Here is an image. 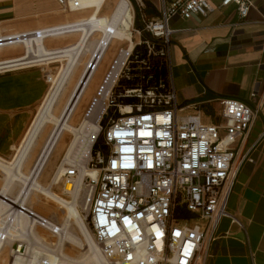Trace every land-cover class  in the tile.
Wrapping results in <instances>:
<instances>
[{"label":"built area","instance_id":"obj_1","mask_svg":"<svg viewBox=\"0 0 264 264\" xmlns=\"http://www.w3.org/2000/svg\"><path fill=\"white\" fill-rule=\"evenodd\" d=\"M56 2L66 11L90 6V0ZM161 3L159 17L142 29L133 25L128 29L130 40L117 50L90 97L71 149L78 160L62 164L63 156L58 165L64 168L66 183L72 184L80 170L86 172L82 176L85 222L104 264H206L222 219L244 229L242 221L228 211V201L240 168L252 162L251 152L264 142L263 130L248 146L254 111L239 100L220 101V125L204 122L198 113L181 115L173 85L157 74L162 64H154L153 59L169 61L174 18L206 16L213 9L210 0ZM219 3L235 6L239 19L247 18L254 6V0ZM47 33L38 31L36 36ZM110 44L98 41L86 66L89 74L98 70ZM126 106L129 112L123 111ZM7 202L10 208L0 218V255L6 260L1 264H27V242L6 244L14 219L25 215L35 222L36 231L46 230L52 236H58V230L48 228L51 220L33 208ZM42 261L39 257L36 264Z\"/></svg>","mask_w":264,"mask_h":264},{"label":"crops","instance_id":"obj_2","mask_svg":"<svg viewBox=\"0 0 264 264\" xmlns=\"http://www.w3.org/2000/svg\"><path fill=\"white\" fill-rule=\"evenodd\" d=\"M210 3L213 10L206 16L171 21L169 61L153 63L162 64L157 74L170 79L182 116L198 113L204 122L220 125L221 100L249 106L254 117L247 139L253 146L264 130V0H254L245 19H239L235 6ZM108 7L102 4L97 15L107 14ZM92 13V8L63 10L56 0H0V70L9 68L0 72V159L14 149L12 160L23 144L41 107L32 120L33 109L48 96L46 76L66 66L56 57L79 42L81 27L89 32L85 21ZM42 30L49 33L37 37ZM99 35L90 33L89 51ZM120 47L110 44L100 79ZM138 49L145 53L144 47ZM27 61L37 63L25 66ZM251 159L240 168L228 201V211L244 229L222 219L206 264H264V142L254 147Z\"/></svg>","mask_w":264,"mask_h":264},{"label":"rangeland","instance_id":"obj_3","mask_svg":"<svg viewBox=\"0 0 264 264\" xmlns=\"http://www.w3.org/2000/svg\"><path fill=\"white\" fill-rule=\"evenodd\" d=\"M119 1L120 0H105L103 6L107 4L109 6L108 7L109 12L107 14H103V16L101 15L99 16L101 18L103 17L109 18L113 14L117 6V3L118 4L120 3ZM129 2L133 9L132 25L135 29H142L145 23L159 17L160 15V10L162 5L161 0H129ZM99 34L101 36L99 35L100 38L97 39L95 44L96 46L98 44V41L103 36L101 33ZM83 36L84 34L82 32L81 37ZM89 36L90 34L87 36L85 40L86 42H84V44L82 43V48H81L82 50L80 49L81 50L80 54H78L77 52L74 54L72 53L64 54V57L60 59H65V61L67 62L66 66L62 67L60 70L58 69H55V71L51 70L48 73V75L52 77L51 83L48 84L50 88L52 86V82L54 80H58V84L56 86L57 88L54 91L56 92V96L54 97V101L50 106V112L43 117L39 128H36L34 130L35 134H33L30 142H27L24 145L23 152L20 154L21 157L15 164L16 167L20 166L22 173H24L26 176H29L33 173L35 164H37V162L39 161L40 156L46 149V146L48 145L54 131L56 130V127L52 125L51 116L53 115L55 118L61 119L63 115V111L66 105L68 104L73 92L78 89L79 86L78 82L83 76L86 67L85 65L86 63L89 62L90 57L92 56L96 47L94 45L93 51L92 50L89 51V45H88ZM143 36L145 38L150 39V36H148L146 33ZM79 43L80 40L77 44ZM111 43L112 45L115 46V48L119 46L127 45V42L125 40H114ZM77 44L73 46H76ZM84 54L85 56L82 58ZM81 58H82V61L80 62L81 65L78 67ZM103 60L102 63L104 66L106 65V63H108L109 58H106L104 61ZM65 61L61 63V66L64 65ZM103 66H101L100 64L98 72L95 74L89 87L86 89L85 94L83 95L79 104L77 105V109L71 114L70 117L64 120L66 121L67 125L72 126L74 129H76V126L79 124L83 112L85 110V107L90 97L93 95L95 88L97 87V84L100 79L99 75L102 74L100 72V68ZM165 75L168 76L167 73ZM75 82H77V84L75 87H73ZM42 103L43 101H41L33 109L32 120L37 114ZM73 135L75 137V133L72 132L70 133L69 131L66 130H63L58 133L57 137H55L54 142L51 145V148L53 147L52 148L53 150H51L49 154V159L47 160L46 165L37 174V181L45 190H51L55 192L57 195H59L61 198L65 199L69 203H74L78 201L80 205L79 210L84 220L85 227L92 235L85 222V208L84 209L82 208L84 205V201H82L84 197L83 191H81L80 189L77 195H74L73 197L65 193L64 191L65 187L62 185V183H59L58 185H54V180H53L54 174L57 171L61 159L63 158V156H65L68 147L71 145L73 141ZM19 143L16 146H18ZM14 152L15 151L13 149L11 155L3 159L6 161L11 160ZM13 159L11 160V162L13 161ZM15 172L16 169H12L11 175L8 176L5 172H2V170H0V188H5L8 191V193H10L12 198H15L16 200H18V202L26 204L27 206L33 208L34 211L50 219L52 222H56L60 226L62 232L59 237L52 236L46 230L37 229L36 231V233H38V236L40 235V237L44 239L46 244L50 245L49 249L54 250L56 246L55 251L58 254H61V256H66L71 260L81 258L85 256V254L89 253V247L82 231L83 228L73 223H69L67 226H64L63 224V221L65 219L64 209L58 210V206L55 203H53L51 200L41 196L36 192H31L27 195L26 189H24L25 184H23V181L19 180L18 177L14 178ZM53 244H55L54 247L52 246ZM37 248L39 249V247ZM29 251L31 250L29 249ZM5 252L6 253H4V257L7 259L8 251L6 250Z\"/></svg>","mask_w":264,"mask_h":264},{"label":"bare ground","instance_id":"obj_4","mask_svg":"<svg viewBox=\"0 0 264 264\" xmlns=\"http://www.w3.org/2000/svg\"><path fill=\"white\" fill-rule=\"evenodd\" d=\"M104 1L105 0H90V2L87 3L88 5H90L87 9L92 8V10H95V13H92L91 18H88L85 21V24L90 25L89 32L87 27L84 26L81 27L80 31L83 32L84 36L81 37L80 43L77 44L76 46H71L70 48L66 49L64 52H62L60 56L56 57L57 59L64 57V54L67 53L74 54L77 52L78 54H80L82 50L81 49L82 43L84 44V42H86L85 40L90 33L92 34L101 33L103 35L101 38L103 43L107 41H110L111 43L114 40H130V34L128 33V29H130V27L133 24V9L129 0H120L119 1L120 3L117 5L115 12L109 18L106 17L101 18L97 15V12L99 11L101 5L105 3ZM110 33L112 34L110 35ZM34 41H36V44L39 45L40 42L37 39ZM96 47L93 54L96 51ZM102 60L100 64L102 63ZM98 70L92 75V73L89 74V70L86 71V67H85L83 76L78 82L79 85L78 89L73 92L68 104L66 105L63 111L62 118L60 119V118H55L53 115L51 116L52 125L56 127V130L54 131L52 138L50 139L48 145L46 146V149L40 156L39 161L37 162V164H35L33 173L31 175L26 176L24 173H22L20 166L16 167L15 164L21 157L20 154L23 152L24 145L27 142H30L33 134H35L34 130L36 128H39L43 117L50 112V106L52 105L54 101V97L56 96V92L54 91L57 88L56 86L58 84V80H54L52 82V86L49 90L48 96L45 102L43 103V105L41 106L38 114L36 115L30 129L28 130L25 140L23 141L24 143L21 145L19 149H17V154L14 157L13 161L11 162L0 159V170H2V172H5L8 176L11 175L12 169H16L14 178L18 177L19 180L23 181V184H25L24 189H26L27 195L31 192H36L41 196L51 200L53 203H55L58 206V210L64 209V214H65V219L63 221L64 226H67L69 223H73L83 228L82 231L89 247V253L75 260H71L66 256H61V254H58L55 251L56 250L55 244L52 245L53 247L55 246L54 250L49 249L50 245L47 246V244L46 245L43 244L44 240L41 239L40 236H38V234L36 233V228H34L33 225V223L35 224L34 221L32 222V220H29L25 215H18L14 219L11 228L8 229V233H7L8 242L6 244L10 246L11 243L14 241L27 242L28 247L31 250L29 251L30 254L29 258L26 260L27 264H36L39 261V257L43 259L42 264H104V261L100 255V250L98 245L94 241L93 236L89 233V231L85 227L84 220L79 210V206H80L79 202L77 201L74 203H69L65 199L57 195L55 192L51 190H45L37 181V174L46 165V162L49 159V154L51 150H53L52 149L53 147L51 148V145L54 142V139L55 137H57L59 132L66 130L69 131L70 133L71 132L75 133L74 140L69 146L62 161V164H70L73 161L78 160L77 158L74 159L71 156V149L79 138L78 131L74 129L72 126L67 125L66 121L64 120L70 117L71 114L77 109V105L79 104L81 98L86 92V89L89 87L91 81L93 80V77L98 72ZM51 78L52 77H49L50 79L49 84L51 83ZM123 111L129 112L130 108L126 106L125 108H123ZM88 128L89 129L91 128V130H93V127H91V125H88ZM63 172H64V168L62 166H59L54 174V178H53L54 185H58L59 183H62V185L65 187L64 190L65 193L74 197V195H77L80 189L81 191L83 190L82 176L86 172L80 170L79 176L73 180L72 184L62 181ZM8 200L12 201L13 203H16L18 206L19 205L27 206L26 204L18 202V200H16L15 198H12L10 193H8V191L5 188H0V218H2L4 214H7L10 208L8 207V202H7ZM82 201H84V205L81 203L83 205L82 208L86 209V200L82 199ZM27 207L31 208L29 206ZM2 226L3 224L0 222V228H2ZM48 228H51L52 230L57 229L58 237L62 232L60 226L56 222L50 221ZM6 244H4V246ZM37 247H39V249ZM2 255H0V261L1 262L6 261L3 260L4 258L2 257ZM14 264H23V263L21 261H15Z\"/></svg>","mask_w":264,"mask_h":264}]
</instances>
